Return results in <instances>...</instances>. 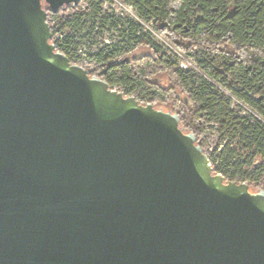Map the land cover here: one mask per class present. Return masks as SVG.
I'll return each mask as SVG.
<instances>
[{"label":"water","instance_id":"95a60500","mask_svg":"<svg viewBox=\"0 0 264 264\" xmlns=\"http://www.w3.org/2000/svg\"><path fill=\"white\" fill-rule=\"evenodd\" d=\"M80 2L0 0V264H264V191L52 42Z\"/></svg>","mask_w":264,"mask_h":264},{"label":"trees","instance_id":"16d2710c","mask_svg":"<svg viewBox=\"0 0 264 264\" xmlns=\"http://www.w3.org/2000/svg\"><path fill=\"white\" fill-rule=\"evenodd\" d=\"M121 1L194 58L199 71L182 69L137 21L116 19L106 0L49 10L53 37L63 35L57 49L126 96L178 115L181 129L194 134L217 173L264 191V0ZM113 30L119 43L78 57L83 42L100 45Z\"/></svg>","mask_w":264,"mask_h":264},{"label":"rangeland","instance_id":"374dc122","mask_svg":"<svg viewBox=\"0 0 264 264\" xmlns=\"http://www.w3.org/2000/svg\"><path fill=\"white\" fill-rule=\"evenodd\" d=\"M106 7L110 8L113 13L116 15V19H128V20H134L140 23L143 27L144 33H146L149 37V39L155 44L157 47L161 48L165 53L172 56L179 62H182L185 64L189 70H195L199 71V68L197 69V64L194 62L192 57L185 56L181 52L177 51L170 43H168L158 31H156L151 23H145L137 20V13L134 10V8H130V4L121 1V0H106ZM121 36L119 31L113 30V31H106L102 36L101 44H94V45H87V52L88 53H94L96 52L100 47H102L103 43L104 45H110V44H117L121 41ZM145 51V50H144ZM142 52V51H141ZM140 51L138 53H141ZM162 83L166 85V81L163 78ZM118 90L121 91V89L118 88ZM244 108L245 113L251 112L250 109L245 106L244 104H241Z\"/></svg>","mask_w":264,"mask_h":264},{"label":"built area","instance_id":"2783aa9c","mask_svg":"<svg viewBox=\"0 0 264 264\" xmlns=\"http://www.w3.org/2000/svg\"><path fill=\"white\" fill-rule=\"evenodd\" d=\"M130 8H132V6H130ZM137 20H139L138 16H137ZM63 38V35L61 33H58L55 38L53 37V40L52 42L56 45L57 42H59L60 39ZM89 46V45H93V41H89V40H86L85 42H83V45L79 48L78 50V57L82 58V59H87L88 58V52H87V47L86 46ZM57 46V45H56ZM194 60V62L196 63L195 59L192 58ZM197 64V63H196ZM179 65L182 69L184 70H189V68L183 64L182 62H179ZM198 69V67H197ZM118 90V88H115ZM246 106V105H245ZM251 111V110H250ZM212 166H213V163L211 162ZM214 168V166H213Z\"/></svg>","mask_w":264,"mask_h":264},{"label":"flooded vegetation","instance_id":"af4514ba","mask_svg":"<svg viewBox=\"0 0 264 264\" xmlns=\"http://www.w3.org/2000/svg\"><path fill=\"white\" fill-rule=\"evenodd\" d=\"M65 8H66V7H65ZM65 8H64V9H65ZM60 11H61V10H60ZM60 11H59V12H60ZM59 12H58V13H59ZM91 75H92V76L99 77V78H101V79H102V74H99V75H94V74H92V73H91Z\"/></svg>","mask_w":264,"mask_h":264}]
</instances>
